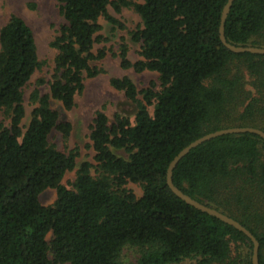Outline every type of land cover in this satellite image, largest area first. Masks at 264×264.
Returning a JSON list of instances; mask_svg holds the SVG:
<instances>
[{
    "label": "trees",
    "instance_id": "1",
    "mask_svg": "<svg viewBox=\"0 0 264 264\" xmlns=\"http://www.w3.org/2000/svg\"><path fill=\"white\" fill-rule=\"evenodd\" d=\"M56 2L63 22L50 43L56 54L48 92L30 93L26 124L23 88L41 65L34 35L16 14L0 27V264H123L125 245L147 248L137 264H252L248 236L187 204L166 183L170 161L196 138L231 126L264 131V55L236 53L221 42L226 0ZM108 6L132 8L141 19L131 32L139 58L131 61L121 41L120 67L155 72L157 83L138 90L128 75L109 79L135 104L133 121L116 114L110 122L95 112L94 163L81 161L67 188L62 179L79 152L50 143L52 130L64 137L71 130L51 100L70 110L84 78L100 71L90 65L106 55L104 47L93 49L104 40L99 18L123 27ZM224 36L233 45L264 47V0H233ZM128 182L140 185V196ZM172 182L246 227L264 264L263 138L241 132L205 140L177 162ZM47 188L56 198L43 205L39 196Z\"/></svg>",
    "mask_w": 264,
    "mask_h": 264
},
{
    "label": "rangeland",
    "instance_id": "2",
    "mask_svg": "<svg viewBox=\"0 0 264 264\" xmlns=\"http://www.w3.org/2000/svg\"><path fill=\"white\" fill-rule=\"evenodd\" d=\"M108 12L119 19L123 27L113 26L104 18H99L102 26L100 34L104 40L95 43L93 49L95 51L100 47H104L106 55L102 59L93 60L90 65L100 71L94 77L84 78V88L81 93L75 96L74 106L70 110H64L58 101L51 100V107L58 111L61 120L70 123L71 130L67 137H64L57 130H52L48 137L50 143H53L57 149L64 152L72 148H77L79 152L75 168L67 171L62 179V183L67 188H71L75 171L81 161L87 160L94 163V153L90 146L89 133L95 112L102 110L110 122L113 121L116 114L133 121L136 111L135 104L128 100L121 91L114 89L110 85L109 79L128 75L138 90L146 87L151 81L157 83L155 72L124 70L119 65L117 52L121 41L127 45V55L131 61L139 58L140 42L131 39V32L141 27L139 15L129 7L121 8L119 12H116L108 6ZM10 14H16L23 18L31 28L36 43L37 56L41 63L23 88L25 107L23 123L26 124L30 111L34 106L29 98L30 93L35 88L40 93L48 92V82L51 78L53 59L56 54V50L50 43L56 35L59 25L63 22V17L56 0H0V27L6 22ZM247 81L246 76L245 88L252 89L253 92L251 83ZM113 151L117 155L127 157V153L123 149H113ZM126 187L132 189L136 196H140L142 193L141 187L137 183L128 182ZM55 198L56 193L52 188L43 190L39 196L43 205L53 203ZM49 237L50 234L47 238ZM146 250L145 246L125 245L120 254V261L123 264H137L139 257ZM189 262L194 261L185 259L182 263L188 264Z\"/></svg>",
    "mask_w": 264,
    "mask_h": 264
},
{
    "label": "water",
    "instance_id": "3",
    "mask_svg": "<svg viewBox=\"0 0 264 264\" xmlns=\"http://www.w3.org/2000/svg\"><path fill=\"white\" fill-rule=\"evenodd\" d=\"M233 0H226L222 13H221V19H220V25H219V36L221 42L231 51L240 53V52H250V53H257V54H263L264 55V47L259 46H242V45H233L226 41L224 36V21L226 18V15L228 13V10L231 6ZM241 132H251L259 135L261 138L264 139V131L252 127V126H232V127H226V128H220L218 130L208 132L195 140L191 141L189 144H187L184 148H182L170 161L167 173H166V183L168 187L171 189V191L176 194L178 197H180L182 200H184L187 204L206 212L212 216H215L216 218L222 220L223 222L235 227L236 229L242 231L250 240L252 241L253 248H252V264H258L257 261V251H258V241L255 238V236L246 228L244 227L240 222H238L236 219L216 210L215 208H212L210 206H207L194 198L190 197L189 195L182 192L180 189L174 186L172 182V170L174 166L177 164V162L186 154L189 152V150L198 144L202 143L205 140H208L212 137H216L222 134L226 133H241Z\"/></svg>",
    "mask_w": 264,
    "mask_h": 264
}]
</instances>
